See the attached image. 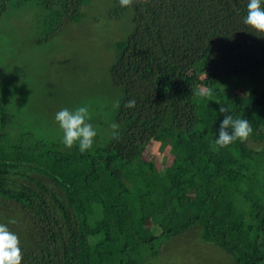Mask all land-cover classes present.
Returning <instances> with one entry per match:
<instances>
[{
    "label": "trees",
    "instance_id": "16d2710c",
    "mask_svg": "<svg viewBox=\"0 0 264 264\" xmlns=\"http://www.w3.org/2000/svg\"><path fill=\"white\" fill-rule=\"evenodd\" d=\"M27 1L0 0V11ZM89 1L36 0L45 40ZM111 2V17L132 14L109 68L123 92L119 139L84 153L30 141L0 99V223L18 235L22 264H154L167 239L195 230L233 264H264V92L220 96L253 133L219 151L221 105L197 103L264 67V33L243 23L248 0Z\"/></svg>",
    "mask_w": 264,
    "mask_h": 264
},
{
    "label": "rangeland",
    "instance_id": "374dc122",
    "mask_svg": "<svg viewBox=\"0 0 264 264\" xmlns=\"http://www.w3.org/2000/svg\"><path fill=\"white\" fill-rule=\"evenodd\" d=\"M113 9L111 0H90L81 19L66 24L49 40H45V11L36 0L0 11V99L12 115L15 133L26 132L30 141L63 144L55 114L87 105L89 122L97 131L91 149L112 137L109 125L116 123L115 103H120L123 92L111 84L109 68L120 53L118 43L132 29L130 11L113 18ZM212 91L209 98L199 96L197 103L218 104L227 93L240 94L249 102L251 91L264 92V67L254 76L227 77ZM151 154L161 160L155 147ZM154 264L233 261L223 250L202 242L195 230L167 239Z\"/></svg>",
    "mask_w": 264,
    "mask_h": 264
},
{
    "label": "clouds",
    "instance_id": "9594fccd",
    "mask_svg": "<svg viewBox=\"0 0 264 264\" xmlns=\"http://www.w3.org/2000/svg\"><path fill=\"white\" fill-rule=\"evenodd\" d=\"M133 3L134 0H119L121 7H131ZM243 23L254 32L264 33V0H248ZM198 94L202 97H211L213 91L206 89ZM135 104L134 99L129 100L124 107L134 108ZM220 105L219 112L224 115V119L219 127L218 138L212 141L211 146L214 151H219L237 140L247 141L253 133L249 120L234 118L231 105ZM115 107H120L119 101H116ZM55 120L63 131L62 142L66 148L71 149L78 144L79 151L84 153L93 147L97 131L89 122L91 115L87 105L79 106L74 110L62 108L55 114ZM109 127L112 130L113 139H119L120 125L113 122ZM9 223L15 224L16 220L12 219ZM22 260L23 253L18 235L12 232L6 224L0 223V264H22Z\"/></svg>",
    "mask_w": 264,
    "mask_h": 264
}]
</instances>
